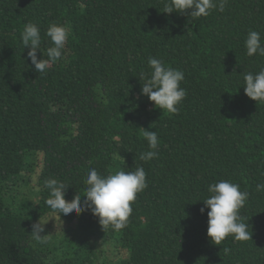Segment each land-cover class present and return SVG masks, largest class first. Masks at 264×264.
I'll list each match as a JSON object with an SVG mask.
<instances>
[{
	"label": "trees",
	"instance_id": "16d2710c",
	"mask_svg": "<svg viewBox=\"0 0 264 264\" xmlns=\"http://www.w3.org/2000/svg\"><path fill=\"white\" fill-rule=\"evenodd\" d=\"M164 4L0 0V264H264V191L256 188L264 184V102L243 86V73L264 67L244 47L249 30L264 38V0H227L223 12L197 19L165 13ZM28 22L41 30L45 58L49 25L71 30L46 74L23 48ZM149 57L185 73L176 114L141 95ZM143 128L160 141L147 162L139 158L149 151ZM140 166L148 186L121 230H104L91 212L60 217L45 204L46 179L64 182L70 201L85 194L90 169ZM220 180L249 193L239 215L251 239L216 245L208 237L209 209H200ZM39 218L49 221L48 245L31 238Z\"/></svg>",
	"mask_w": 264,
	"mask_h": 264
},
{
	"label": "clouds",
	"instance_id": "9594fccd",
	"mask_svg": "<svg viewBox=\"0 0 264 264\" xmlns=\"http://www.w3.org/2000/svg\"><path fill=\"white\" fill-rule=\"evenodd\" d=\"M227 0H165V13L187 14L193 19L207 17L212 10L224 11ZM70 28L66 23H52L47 28L45 35L50 45L46 49V58L41 51L42 37L39 26L28 22L21 34L24 49H28L27 56L39 74H46L50 65L62 60L65 46L70 37ZM258 31L249 30L244 41L248 57H264V42ZM38 52L42 58H38ZM147 73L141 72L139 80L143 81L141 95L154 102L156 108L171 114L179 112L178 105L187 95L181 87L185 73L171 66H167L162 58H148ZM243 86L245 94L256 102H264V67L258 72L243 73ZM144 129V128H143ZM143 136L147 141L149 151L140 153L141 161H149L158 156L160 141L155 131L144 129ZM85 194H77L72 200H66V186L57 178L44 181V188L48 190L45 204L53 213L67 216L71 213L80 215L91 212L99 218V224L106 230L111 227L121 230L126 227L131 215L132 202L137 194L147 188L146 172L140 166L134 171L117 170L107 175L101 174L96 169H90L85 179ZM257 191H264V184L256 186ZM208 196L202 201L205 208L209 209L207 235L213 243L219 245L227 237L232 236L237 241L251 239L252 233L248 231L249 224L243 222L239 211L244 207L249 193L242 191L240 185L230 180H220L207 186ZM83 197V199H82ZM49 222V221H48ZM48 222L41 219L32 224L31 238L39 245L51 243V235H42Z\"/></svg>",
	"mask_w": 264,
	"mask_h": 264
},
{
	"label": "rangeland",
	"instance_id": "374dc122",
	"mask_svg": "<svg viewBox=\"0 0 264 264\" xmlns=\"http://www.w3.org/2000/svg\"><path fill=\"white\" fill-rule=\"evenodd\" d=\"M18 181L20 182V179H18ZM25 185V184H24ZM24 187H25V189H31V187H27V186H23V189H24ZM30 198L31 199H36V195H35V193H33V192H31L30 193ZM58 226H54V230H59L58 228H57ZM66 231V230H65ZM64 231V232H65ZM53 234H54V232H53ZM95 242H96V244H98V243H100V237H95V236H93V238H92Z\"/></svg>",
	"mask_w": 264,
	"mask_h": 264
}]
</instances>
